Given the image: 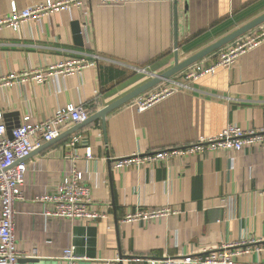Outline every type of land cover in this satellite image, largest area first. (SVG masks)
Instances as JSON below:
<instances>
[{
	"label": "crops",
	"instance_id": "obj_1",
	"mask_svg": "<svg viewBox=\"0 0 264 264\" xmlns=\"http://www.w3.org/2000/svg\"><path fill=\"white\" fill-rule=\"evenodd\" d=\"M54 1L0 0V19L12 4L30 9ZM262 14L264 0L118 6L83 0L79 8L29 21L18 31L2 28L4 81L64 61L94 63L80 74L56 75L44 83L15 77L1 84L3 123L12 130L25 118L39 123L68 104L82 105L91 116L172 68L175 54L184 61ZM252 39L257 45L231 65L195 82H185L181 72L107 115L104 125L96 120L35 149L25 160L22 198L15 205L16 245L24 255L17 264H183L185 257H199L204 250L259 240L263 242L233 260L264 264V144L114 167L116 159L133 153L152 154L217 137L228 125L264 129V23L199 62L212 65L224 52ZM173 82L187 88L138 111L140 100L174 87ZM75 126L65 125L60 136ZM88 148L91 159H86ZM75 169L83 173L90 191L88 210L103 219L71 221L46 215L54 205L40 198L54 196ZM160 209L178 214L124 221L138 211ZM258 245L262 249L255 251ZM67 250L72 259L65 258Z\"/></svg>",
	"mask_w": 264,
	"mask_h": 264
},
{
	"label": "built area",
	"instance_id": "obj_2",
	"mask_svg": "<svg viewBox=\"0 0 264 264\" xmlns=\"http://www.w3.org/2000/svg\"><path fill=\"white\" fill-rule=\"evenodd\" d=\"M83 0H58L37 5L34 8L18 9L12 4L10 12L0 19V29L9 28L18 31L22 24L33 20H40L50 14L79 8ZM163 3L165 0H100L102 6H118L132 3ZM258 40L252 39L238 44L224 52L212 65L205 66L200 62L185 69L182 77L185 82H195L202 77L213 74L219 67L231 65L238 55L245 50L257 45ZM93 62L83 59L64 61L50 66L45 70L31 71L18 76H10L7 80L0 79L1 84H9L15 79L19 81L33 80L40 83L48 81L51 77L60 75L70 77L80 74L85 68L93 67ZM146 72V71H144ZM16 77V78H15ZM15 78V79H14ZM170 80V79H169ZM168 80V81H169ZM171 88H163L144 100L137 103L138 111L145 110L148 106L159 99L173 93L178 89L187 88L186 84L173 82ZM90 114L82 105L68 104L56 110L52 115L39 123H30L28 118L24 123L12 130L11 138L7 136V128L3 123V113L0 111V264H17L24 256L17 250L15 237V205L22 198L21 187L25 181L27 166L25 160L41 145L50 143L60 136L61 129L65 125H79L88 120ZM76 140L70 144L74 145ZM264 144V129L242 130L236 125H228L217 137L204 139L194 144L174 148L167 151H159L152 154H131L123 156L114 161L115 168L140 167L152 162H162L177 155H190L226 149L241 151L254 146ZM89 148L86 151V159H91ZM264 195V193H262ZM40 200L50 202L54 205L52 215L71 221L92 220L97 221L104 218L103 215L90 212L88 205L91 202L90 191L84 181L81 171L73 170L64 178L58 187L57 193L52 197H41ZM178 214L177 210L160 209L152 211H138L128 215L124 221H136L139 219L151 221L153 219ZM259 241L243 242L235 247L224 246L218 250H204L199 257H185L183 264H235L234 257L238 254L250 251L253 244ZM260 251L262 246L254 247ZM34 253V252H33ZM65 258L72 259V251L64 253ZM29 257V256H25ZM139 262V263H138ZM169 261H149L148 264H169ZM128 264H140L139 260H131Z\"/></svg>",
	"mask_w": 264,
	"mask_h": 264
},
{
	"label": "water",
	"instance_id": "obj_3",
	"mask_svg": "<svg viewBox=\"0 0 264 264\" xmlns=\"http://www.w3.org/2000/svg\"><path fill=\"white\" fill-rule=\"evenodd\" d=\"M264 23V14L257 17L253 21L247 23L246 25L240 27L239 29L235 30L234 32L228 34L227 36L223 37L222 39L216 41L215 43L209 45L208 47L204 48L203 50L199 51L198 53L192 55L191 57L185 59L184 61L179 62L177 58V54H175L174 65L169 70L165 71L160 75H156L152 77L148 82L144 83L140 87L136 88L135 90L131 91L130 93L124 95L123 97L119 98L118 100L114 101L110 105L104 107L97 113L89 116L88 120L82 124L76 125L73 129L68 131L67 133L63 134L59 138L69 137L72 134L78 132L81 128L95 122L96 120H101L103 125L105 124L106 116L115 111L116 109L126 105L127 103L133 101L149 89L157 86L158 84L162 83L163 81H167L170 78L174 77L175 75L183 72L188 67L192 66L193 64L201 61L205 57L211 55L215 51L227 46L228 44L232 43L233 41L237 40L238 38L242 37L243 35L249 33L256 27L262 25ZM176 51V49H175ZM12 129H7V136L11 138ZM51 143V142H50ZM47 143L46 145H49Z\"/></svg>",
	"mask_w": 264,
	"mask_h": 264
},
{
	"label": "rangeland",
	"instance_id": "obj_4",
	"mask_svg": "<svg viewBox=\"0 0 264 264\" xmlns=\"http://www.w3.org/2000/svg\"><path fill=\"white\" fill-rule=\"evenodd\" d=\"M183 61V60H182ZM181 62V61H180Z\"/></svg>",
	"mask_w": 264,
	"mask_h": 264
}]
</instances>
